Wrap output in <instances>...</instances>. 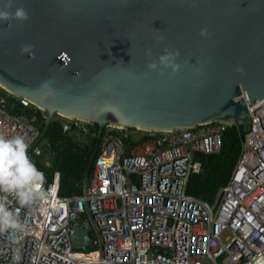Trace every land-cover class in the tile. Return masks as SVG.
<instances>
[{"label": "water", "instance_id": "obj_1", "mask_svg": "<svg viewBox=\"0 0 264 264\" xmlns=\"http://www.w3.org/2000/svg\"><path fill=\"white\" fill-rule=\"evenodd\" d=\"M18 7L26 21H0V88L45 112L28 154L54 114L97 125L84 188L104 126L222 122L244 134L247 106L264 97V0H12ZM165 49L179 53L176 72L159 64ZM86 213L69 231L74 247L90 245V226L97 233Z\"/></svg>", "mask_w": 264, "mask_h": 264}, {"label": "built area", "instance_id": "obj_2", "mask_svg": "<svg viewBox=\"0 0 264 264\" xmlns=\"http://www.w3.org/2000/svg\"><path fill=\"white\" fill-rule=\"evenodd\" d=\"M4 102L0 96V135H21L30 148L39 137L33 119L9 112ZM247 110L248 132L212 202L185 189L200 170L193 155L219 153L226 124L173 129L143 141L128 128L104 126L80 195L59 196L57 172L45 179L47 196L31 208L0 193L23 225L0 234V264H255L264 257V97ZM63 119V130L76 124L87 132L83 122ZM86 211L97 233L90 226V245L74 247L69 231L83 226Z\"/></svg>", "mask_w": 264, "mask_h": 264}, {"label": "trees", "instance_id": "obj_3", "mask_svg": "<svg viewBox=\"0 0 264 264\" xmlns=\"http://www.w3.org/2000/svg\"><path fill=\"white\" fill-rule=\"evenodd\" d=\"M0 96L4 98V104L9 112L24 114L27 118L33 119V124L40 133L45 118L44 111L36 108L33 104L23 105L20 98L8 94L1 88ZM63 121V118L54 114L44 136L36 145L39 153L35 154L32 150L28 155L37 168L44 173L47 181H50L53 172L59 174L58 195L69 197L82 193L84 171L94 150L97 125L86 124L88 126L87 132H84L76 124H71L69 129L63 130ZM132 132L133 135L139 133L140 141L148 140L153 134H158L137 129H133ZM242 135L241 130L234 126H227L219 153L212 155L195 153L193 155V158L200 162V170L189 175L185 189L187 195H192L206 202L214 200L218 190L229 180L239 154ZM44 155L48 156V166L39 160V157ZM92 167L93 163L88 177L91 175Z\"/></svg>", "mask_w": 264, "mask_h": 264}, {"label": "clouds", "instance_id": "obj_4", "mask_svg": "<svg viewBox=\"0 0 264 264\" xmlns=\"http://www.w3.org/2000/svg\"><path fill=\"white\" fill-rule=\"evenodd\" d=\"M11 8L12 0H7L3 10H0V21L23 22L29 18L23 7L16 8L14 12L10 11ZM200 35L206 38L209 35L207 29H201ZM25 50L22 48V51ZM178 55L177 51L165 49V54L158 58L159 64L176 72L179 65L175 64L174 60ZM147 67L149 70H155L157 64L149 63ZM28 149L29 143L25 137L0 135V193L11 196L22 208H31L47 196L43 189L45 175L31 160ZM22 228L18 211L10 208L6 199H0V234L19 231ZM255 264H264V257L257 258Z\"/></svg>", "mask_w": 264, "mask_h": 264}, {"label": "rangeland", "instance_id": "obj_5", "mask_svg": "<svg viewBox=\"0 0 264 264\" xmlns=\"http://www.w3.org/2000/svg\"><path fill=\"white\" fill-rule=\"evenodd\" d=\"M84 127L86 129H88V126L86 124L84 125ZM132 130H133V128H128V132H132ZM139 136H140L139 133L138 134L137 133L135 134V138H138ZM39 160L41 161L42 164H44L45 166H48V164H49L48 156L44 155L43 157H39ZM203 263L204 264H209L208 261H207V259H203Z\"/></svg>", "mask_w": 264, "mask_h": 264}]
</instances>
